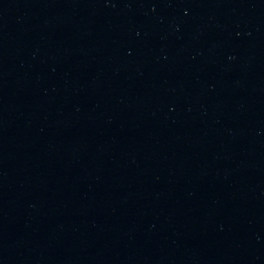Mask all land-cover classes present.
I'll return each mask as SVG.
<instances>
[{
    "label": "water",
    "instance_id": "95a60500",
    "mask_svg": "<svg viewBox=\"0 0 264 264\" xmlns=\"http://www.w3.org/2000/svg\"><path fill=\"white\" fill-rule=\"evenodd\" d=\"M0 264H264V0H0Z\"/></svg>",
    "mask_w": 264,
    "mask_h": 264
}]
</instances>
